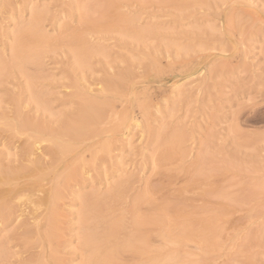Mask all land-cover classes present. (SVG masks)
Listing matches in <instances>:
<instances>
[{
    "label": "rangeland",
    "instance_id": "1",
    "mask_svg": "<svg viewBox=\"0 0 264 264\" xmlns=\"http://www.w3.org/2000/svg\"><path fill=\"white\" fill-rule=\"evenodd\" d=\"M36 12L46 15L41 27L52 39L83 34L93 49L84 66L68 43L40 45V68L10 64L16 35ZM98 16L128 18L130 31L109 29ZM1 58L9 63L0 75L4 169L32 164L22 150L33 141L8 125L15 103L25 116L56 122L76 106L78 86L96 97L107 77L132 75L121 79L125 89L118 88L106 125L66 158L82 163L59 185L51 226L47 200L67 165L50 164L44 153L41 177L10 181L0 172V196L12 198L0 218V264H94L97 250L86 233L99 248L110 247L104 234L113 220L123 221L122 241L135 232L136 218L158 213L161 220L144 229L146 253L121 251L108 264H264V0H0ZM120 186L119 198L108 202L113 209L85 219V198L104 199Z\"/></svg>",
    "mask_w": 264,
    "mask_h": 264
},
{
    "label": "bare ground",
    "instance_id": "2",
    "mask_svg": "<svg viewBox=\"0 0 264 264\" xmlns=\"http://www.w3.org/2000/svg\"><path fill=\"white\" fill-rule=\"evenodd\" d=\"M101 10H103V8ZM103 11H105V10H103ZM43 16H46V15H44L42 13H39V12H36V14H34V16H33V19H31V21L29 23H27L25 28H22V29H20L18 31V33L16 35V44H15V46L13 48V50H14L13 59H12V62L10 64L12 66L15 65V67L17 66L16 67L17 69L18 68H26L29 64H35L36 67L40 68V65L42 63L38 61V58L36 56L37 53H38L37 51L39 50L40 45L42 47H44V48H48V47H50L53 44L55 45L56 43H59V45L62 44V43L63 44L64 43L65 44L68 43V44L72 45L73 47H74V45H76L75 46L76 48H74V52H76V54H77V64L79 65V67L80 66H84L88 62L87 61V57L85 58V56L87 55V52H92L93 49L90 48V47H92L91 45H89L90 47L88 46V48L86 47V43L87 42L82 37L83 34L80 35L77 32H75V33H73L71 35L69 34L67 39L66 38L64 39L63 37L60 38V39H58V38L52 39L54 37L50 36L51 37L50 38L49 36L45 35L43 33V31H42L41 24L43 22L41 23L40 21H42V17ZM106 16L107 15H105L104 18H106ZM83 17H84V15H83ZM43 18H44V20H46L45 17H43ZM91 18L96 19L94 17H91ZM99 18L102 19L103 17L102 18L99 17ZM104 18H103V21H102V25L109 26V29H110V27H116V28H120L119 31L120 30H122L124 32L130 31L129 30L130 27H128V25L126 23L127 22L126 19H128V18L120 16V18H125V19H123V20H115V21H112L111 18H110L111 21L110 20L106 21V19L104 20ZM90 21L92 22V20H90ZM128 21H129V19H128ZM97 22L99 23V21H97ZM97 22L93 23L94 27L96 26ZM88 23L89 22H87V24ZM83 28H85V26ZM92 29L94 30L95 28H92ZM103 29H105V27ZM111 29H113V28H111ZM113 30L115 31V29H113ZM98 31L99 30H97V32ZM140 31H142V30H140ZM131 33H132V31H131ZM131 33H130L129 36H133L132 35L133 33L132 34ZM142 33H143V31H142ZM121 38H123V36ZM127 38H128V36H127ZM135 39L136 38L133 37V40L132 39H130V40L133 42ZM72 46H69V47H72ZM42 50H44V49H42ZM90 54H92V53H90ZM89 58L90 57H88V59ZM75 62L76 61H74V64H75ZM8 66H9V63L5 62L1 58L0 59V75H2V73L4 71H6ZM128 70L129 71H122V72L118 73L117 75L115 74V76L107 77L104 80L105 88H104V91H102L103 95H99V93H95L94 92L95 94H98V96L89 97V96L86 95V92L81 90L79 88V86L77 85L78 89L76 90V92L71 97L73 99L72 101L75 103L76 106L73 107V109H71L69 111L66 110V112L62 113L61 118L59 120H56L54 118L56 120V122L51 121V119H47L45 117V115L43 116V114L41 116H37L35 114L30 115V116H25L27 114L24 115V111H23V109L21 107V104L20 103H15V105L13 104L15 106V109H14V111L12 109L11 112L13 111L14 113L10 114V115H14L15 114V116H13L14 118L9 120L10 122L8 123V125H9V128L12 131H14V132H12L13 134H17L19 132H23V133L26 132L27 133L26 137H29V139L31 141H33L32 147L30 145H26L25 147L22 146L24 148V150H22L23 151V157H22L23 160L25 159L27 161H31L30 163H32V164H30V165L27 164V163L26 164H22L17 169L12 168V167L11 168L8 167L7 169H4V168H2V164L0 163V172L5 173V176L3 174L2 175L4 177H6V179L10 177V179H8L10 181L18 180V179L22 178L25 175H28V176L30 175V176H34V177H41L42 174H43V164L44 163L45 164L48 163L46 161H43V159H42L41 155L44 154V153H47V154L51 155L52 162H50V164L53 163V165L54 164L56 165L58 163H64V164L67 165V171H65L64 174L59 175V178L61 177V179L58 178V181H57L58 183L56 184V188L53 191V193L51 194V197H48V200H47L48 201L47 204L50 207V212H49V217H48L49 226H51L56 221V217H57L56 207H57V203H58V199H59V189H60L59 185H60L61 181L65 182L70 177H72L74 174H76L78 167L82 163V160L79 159V156L77 158L79 160H77L76 162L75 161L74 162H68V160L66 158L69 157L75 151L74 146L76 144L79 145L82 142L84 143L87 139L91 138V136H93L95 134H98L102 124L103 123L104 124L107 123V121L109 119L108 116L109 117L111 116L112 110L115 108L117 99L121 97V92H119V90H118V88L123 87V85H122L123 81H121V79L124 78V77L129 76L130 74L132 75V72H131L132 70L131 71H130V69H128ZM131 82H132V80H131ZM33 96L35 97L36 100L34 99V101H36L37 104L38 103H42L40 98H39V96H40L39 94L37 95V93H36ZM114 100H115V102H114ZM37 108H38V106H37ZM40 108H42V107L40 106L39 109ZM57 117H58V115H57ZM113 122H115V121H113ZM115 124H117V123H115ZM9 134H10V132H9ZM46 137L52 139V142H53L52 146L51 147L50 146L40 147L39 146L41 144L40 141H43L45 139L47 140L48 138H46ZM35 144H37V146ZM33 145L36 146V147H33ZM106 147H107V145H104L102 147V149H105ZM39 153H40V155H39ZM99 158H100V156H99ZM73 159H75V158H73ZM201 164H199V165H201ZM64 169H65V167H64ZM6 174H7V176H6ZM44 174H45V172H44ZM78 174L79 173H77V175ZM56 175H58V174H56ZM77 175H76V177H77ZM3 179H5V178H3ZM37 182H38V180L36 179V181L33 182V183L36 185ZM5 184H8L7 181H6ZM21 187H22V184H21ZM29 187H32V185L29 186ZM19 189H21V188L19 187L15 191V193H19L20 194V192H17ZM114 189H115V187H114ZM10 190L12 191V189H10ZM121 190H122V187L120 186L117 190H114L113 192H110L107 195L106 198L100 199L98 201L97 200L96 201H90L88 198H85V202H84L85 203L84 204L85 205L84 206V208H85V215H84L85 219L86 220L90 219V220L94 221L95 219H97V216L98 217H102L103 214H101V213H103V212L105 213V211H107L108 208L113 209L112 206L108 205V202L115 201V199L119 198V196H120L119 194H121ZM26 191H28V190H26ZM152 191H153V189H152ZM4 193H8V192L4 191L2 194L4 195ZM15 193H14V195H15ZM0 194H1V192H0ZM23 194L24 193H22V195ZM44 195H46V194H44ZM86 195L88 196V194H86ZM18 197H20V196H18ZM22 198H20V199H22ZM11 201H12V198H6V197L2 198V196H0V218L4 217L5 214H7L11 210V208H12L11 207L12 206ZM16 203L17 202H15V204ZM18 206H21V205H18ZM16 210L17 209H15V211ZM161 210L163 212H166L167 206H165V205L163 206L162 205ZM162 215L163 214L158 213L154 217L146 216V217H138V218H136L134 220V223H133L134 224V228H135V232L133 234H131V235L128 234L127 236H125V238L122 239V241H118V239L120 237V233L119 232H120L121 224H123V221L120 222L119 219L113 220L110 223V226L108 227V230L104 234V240L107 241L108 243H112V245L110 247H105V248H103V247L101 248L100 247L99 248V246H97V243L95 244V242H94L95 241V238H94L95 235L94 236L91 235L90 232L86 233L85 234V239H86L85 242H86L87 246H90V247L92 246V249H96L97 250V253H94V250L91 252V256H92V260H93L92 263H94V264H108V263H111L112 259L114 257H116L118 253H121V251H125V250H131V251H134L136 253H141V254L143 252L146 253V249H148V248H146L147 246L145 244L147 243L146 241H147V239L149 237L147 235V232L144 230L145 226L147 224H149L150 222L160 221L161 220L160 218L162 217ZM36 227H38V226H36ZM129 228H130V226H129ZM189 233L190 232L188 230H184L183 231L184 235H188ZM180 234H182V232H180ZM169 235L170 234H168V236ZM176 238H177V236H176ZM151 248H149V249H151ZM147 254H149V253H147ZM45 261H47V260H45Z\"/></svg>",
    "mask_w": 264,
    "mask_h": 264
}]
</instances>
